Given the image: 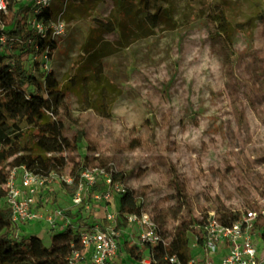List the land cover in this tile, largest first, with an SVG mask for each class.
<instances>
[{
    "label": "rangeland",
    "instance_id": "1",
    "mask_svg": "<svg viewBox=\"0 0 264 264\" xmlns=\"http://www.w3.org/2000/svg\"><path fill=\"white\" fill-rule=\"evenodd\" d=\"M19 1L25 8L30 2ZM217 10L226 18L232 54L214 32ZM263 12L264 0H79L64 8L47 68L84 132L77 153L89 143L97 162L124 173L126 187L144 193L141 207L153 219H169L161 229L171 227L177 210L169 208L175 178L198 218L218 201L234 208L236 193L247 197L263 180L264 106L253 102L260 84L254 77L264 79ZM60 182L45 183L35 211L59 209L71 219L69 210L94 221L115 213L118 192L103 178L101 187L82 191L80 205ZM53 230L37 234L46 246ZM126 237L140 245L135 226ZM123 260L131 264L119 251L116 263Z\"/></svg>",
    "mask_w": 264,
    "mask_h": 264
},
{
    "label": "trees",
    "instance_id": "2",
    "mask_svg": "<svg viewBox=\"0 0 264 264\" xmlns=\"http://www.w3.org/2000/svg\"><path fill=\"white\" fill-rule=\"evenodd\" d=\"M57 1H52L49 6L42 8L36 14L37 18L49 20L60 11L64 13L68 2L75 3L79 0H62V3ZM8 8L12 12L11 20H14V26L8 27L7 34L23 40L33 37V30L26 25L29 9L19 0H10ZM213 14V20L216 22L214 32L221 39L225 50L232 54V40L227 31L226 18L221 10ZM258 17L264 22V12ZM35 45H38L37 53L48 48L51 54L56 49V43L49 38L34 36L31 48L24 49L18 44H13L9 52L0 55V194H3L1 185L15 166L24 165L41 175L55 172L72 176L71 184L60 182L69 194L75 191L82 169L92 166L104 167L111 171V184L119 183L124 187V191L118 193L116 209V226L121 228L126 225V215L139 213L141 210V203L137 200L144 193L126 187V175L116 170L111 163L97 162L98 156L94 155V149L89 143H86L83 155L77 153L84 132L80 129L78 119L65 109V95L58 80L51 72H41L36 61L32 62V67L35 68L33 72L31 64L26 62V56L35 50ZM254 79L255 83L260 81V84H256L257 93L253 102L264 106V79ZM233 91V87H228V96H231ZM173 182L176 189L175 205L169 207L177 209L170 219L173 224L161 229L159 225L164 227L169 219H155L162 234H172L170 240L164 245H137L131 244L126 235H122L119 251L131 264H140L146 255L150 257L149 264H176L169 261L168 258L172 256L177 259L178 264H188L195 256L189 247V241L194 235L203 233L204 216L198 218L193 214L192 207L187 204L182 192V186L176 178ZM99 187L101 186L96 184L92 189ZM184 207L185 214L179 215ZM213 208L223 225H230L238 218V212L231 211L219 201ZM65 213L73 223L54 231L50 245L46 246L37 234L27 237L16 235L10 224L9 209L6 206L0 207V264H66L72 248L70 244L78 228L90 226L91 219H82V216H77L69 210ZM73 224L74 227L71 226ZM254 227L260 230L264 241V219H258ZM120 264H126L125 260Z\"/></svg>",
    "mask_w": 264,
    "mask_h": 264
},
{
    "label": "built area",
    "instance_id": "3",
    "mask_svg": "<svg viewBox=\"0 0 264 264\" xmlns=\"http://www.w3.org/2000/svg\"><path fill=\"white\" fill-rule=\"evenodd\" d=\"M10 0H0V55L9 52L13 44L26 49L34 44V36L49 38L56 43V38L63 32L62 11L49 20L37 18L42 8L49 6L53 0H30L27 8L29 13L26 18V25L33 30V37L23 40L20 37L9 36L8 26L5 16L10 11L8 3ZM59 21H62L59 23ZM38 45L34 46L27 56L26 62L31 64V71H34L32 62L38 63L39 70L43 73L49 72L47 63L52 55L48 48L41 53H37ZM45 68V70L43 69ZM98 156L97 153H94ZM252 159L255 157L252 155ZM261 172L264 174V162L260 164ZM103 178L109 189H114L118 193L124 191V187L119 183L111 184V171L104 167H87L80 171L78 175L77 187L71 194L74 205L82 203L81 193L86 187L99 183ZM59 179L71 184L73 177L67 174L51 172L48 175L34 173L24 165L15 166L9 171L6 181L1 185L3 198L6 207L10 211V224L13 231L18 236H29L32 231L26 228L34 224L46 225L51 229H62L73 223L72 219L64 216L62 211L56 209L52 214L44 215L35 211L39 191L46 182ZM110 191H104L102 199L108 201ZM93 199H100V195L94 194ZM138 203L140 199L138 198ZM234 208L229 209L239 213L237 220L230 225H223L214 209L207 210L203 219V233L194 235L189 241V247L195 256L188 261V264H264V241L260 230L254 225L258 219H264V177L261 183L253 188L247 197L237 193L230 201ZM87 207V205L85 206ZM126 225L118 228L116 226L115 213H106L104 219L100 221L91 220L90 226L78 228L71 241V251L66 264H116V257L119 252V242L122 235L127 234L130 226L138 229V240L141 243L154 245L157 243L167 244L171 238V233L166 236L153 219V215L141 208L139 213L126 215ZM74 227L75 225H71ZM24 229V230H23ZM170 262L178 264L175 257L168 258ZM150 257L146 255L140 264H149Z\"/></svg>",
    "mask_w": 264,
    "mask_h": 264
},
{
    "label": "crops",
    "instance_id": "4",
    "mask_svg": "<svg viewBox=\"0 0 264 264\" xmlns=\"http://www.w3.org/2000/svg\"><path fill=\"white\" fill-rule=\"evenodd\" d=\"M33 227L31 228H26L24 231V233H27L26 231H32L33 233H35V234H38V232H40L41 230H46V229H49V230H53V229H51V228H49L48 226H44V225H41V224H34V225H32ZM56 230H59V229H54L53 231H56Z\"/></svg>",
    "mask_w": 264,
    "mask_h": 264
}]
</instances>
